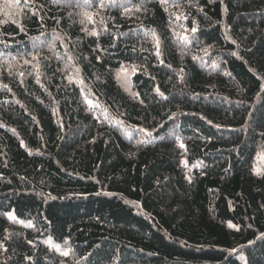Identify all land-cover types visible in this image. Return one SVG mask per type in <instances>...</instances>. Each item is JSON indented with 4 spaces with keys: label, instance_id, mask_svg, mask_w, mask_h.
<instances>
[{
    "label": "trees",
    "instance_id": "obj_1",
    "mask_svg": "<svg viewBox=\"0 0 264 264\" xmlns=\"http://www.w3.org/2000/svg\"><path fill=\"white\" fill-rule=\"evenodd\" d=\"M90 3L0 0V264H264V0Z\"/></svg>",
    "mask_w": 264,
    "mask_h": 264
},
{
    "label": "snow or ice",
    "instance_id": "obj_2",
    "mask_svg": "<svg viewBox=\"0 0 264 264\" xmlns=\"http://www.w3.org/2000/svg\"><path fill=\"white\" fill-rule=\"evenodd\" d=\"M161 2H162V3H165L166 0H161ZM111 3H112V5H118L119 7H123V8H124V11H125L126 13L129 12V11H131V9H129V8L126 6V4L120 3V0H111ZM65 6H71V5H70V4H66ZM83 6L91 7L92 4L90 3V0H83ZM99 6H100V8H104V7L108 6V5H105V4L103 3V0H101V3H100ZM142 6H143V5H142ZM136 11H140V8H137ZM165 11H167V9H165ZM201 11H202V9H201ZM84 15L87 17V19H88L89 21L92 20V15H91V14H89V13H85ZM80 23L83 24L84 21L81 20ZM85 31L87 32V34H88L89 36H98V35H99V33L95 32V31H90V32H88L87 29H85ZM191 31H192L193 33H195V32L198 31V29H197V27H192V28H191ZM153 35H155L154 32H153ZM157 55H158V56L160 55V41H159V39L157 40ZM69 59H71V57H69ZM85 59H87V58L85 57ZM97 59H99V57H97ZM193 59H195V57H193ZM25 63H28V62L26 61ZM161 63H163V61H161ZM77 71H79V70H77ZM120 71H122V72H126L127 69L124 68V67L122 66ZM181 71H183V70H181ZM37 72L39 73V67H38V66H37ZM134 72H135V69H133V73H134ZM20 75L23 76L24 73H20ZM117 75L119 76V73H117ZM97 79H99V77H97ZM181 80H183V77H181ZM21 83H23V80L21 81ZM37 83H40L39 75L37 76ZM69 83H72V81L69 80ZM4 87L7 88V85H4ZM8 90L10 91V89H8ZM156 92L159 93V95H161V96L164 95V93L160 91L159 87L156 88ZM137 95H139V94H137ZM86 102H87L89 105H91V104L93 103L91 100H87ZM41 103H43V101H41ZM170 119H171V117H170ZM121 123H122V122H121ZM0 127H3V124H0ZM11 131L13 132V134H15V131H16V130L13 128ZM140 131H142V132H146V129H140ZM146 134L149 135V136H151V133L146 132ZM20 143H21V146H24V142H23V141H21ZM141 143H146V141H141ZM180 147L183 148V147H185V145H184L183 143H181ZM30 154H31V153H30ZM5 166H7V165H5ZM21 179H24V178L21 177ZM189 182H191V179H190V178H189ZM9 183H11V182L9 181ZM52 198L55 199V197H52ZM9 215H11V214H9ZM29 226H31V225H29ZM4 239L7 240L8 237L5 236ZM258 239H264V233H261V235L258 237ZM28 243H29V244H32V241H29ZM33 246H34V245H33ZM0 251H3V252H5V253L8 252V248L5 247V244L2 243V242H0ZM63 255L66 257V256L69 255V252H68V251H64V252H63ZM11 259H12V257H7V260H11ZM22 260H27V261H29L30 264H31V262H32V257H31L30 255H24V256L22 257ZM16 264H20V261H16ZM34 264H40L39 259H37V260L34 262Z\"/></svg>",
    "mask_w": 264,
    "mask_h": 264
}]
</instances>
